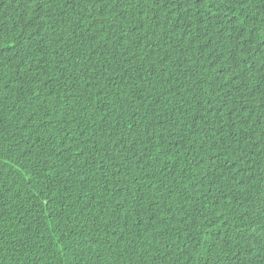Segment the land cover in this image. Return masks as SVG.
I'll return each mask as SVG.
<instances>
[{"label": "trees", "instance_id": "16d2710c", "mask_svg": "<svg viewBox=\"0 0 264 264\" xmlns=\"http://www.w3.org/2000/svg\"><path fill=\"white\" fill-rule=\"evenodd\" d=\"M0 264H264V0H0Z\"/></svg>", "mask_w": 264, "mask_h": 264}]
</instances>
